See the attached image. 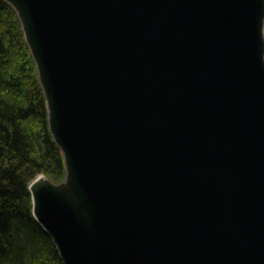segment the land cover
I'll return each mask as SVG.
<instances>
[{"label": "water", "instance_id": "95a60500", "mask_svg": "<svg viewBox=\"0 0 264 264\" xmlns=\"http://www.w3.org/2000/svg\"><path fill=\"white\" fill-rule=\"evenodd\" d=\"M59 181L28 185L63 264H264V0H5Z\"/></svg>", "mask_w": 264, "mask_h": 264}, {"label": "trees", "instance_id": "16d2710c", "mask_svg": "<svg viewBox=\"0 0 264 264\" xmlns=\"http://www.w3.org/2000/svg\"><path fill=\"white\" fill-rule=\"evenodd\" d=\"M47 115L17 12L0 0V264H63L33 216L28 188L38 175L64 176Z\"/></svg>", "mask_w": 264, "mask_h": 264}]
</instances>
